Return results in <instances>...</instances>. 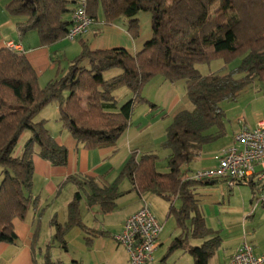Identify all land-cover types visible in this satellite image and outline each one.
Here are the masks:
<instances>
[{"label":"trees","instance_id":"16d2710c","mask_svg":"<svg viewBox=\"0 0 264 264\" xmlns=\"http://www.w3.org/2000/svg\"><path fill=\"white\" fill-rule=\"evenodd\" d=\"M86 12L97 19L102 11L103 22L111 24L127 19L131 38L139 35L137 14L146 11L151 16V36L143 47L130 53L123 47L91 49L80 40L81 51L70 61L67 70L43 87L27 57L7 46L0 47V242L15 244L17 234L13 219H23L36 198L31 197L34 164L33 148L40 158L54 166H65L68 151L58 144L45 127L36 121L39 111L50 102H57L62 126L87 148L113 147L130 123L134 107L148 102L141 96L142 87L156 76L169 82L183 81L192 110L178 111L165 129L164 148L170 150L167 171L157 169L155 153L138 154L132 150L116 179L98 184L93 176L69 175L66 182L77 190L67 204V220H50L54 228L52 239L65 249L64 235L73 226L83 224L79 203L86 192L88 207L97 204L102 214L116 208L115 199L124 192L118 184L126 178L132 190L139 194L153 193L169 202L168 215L175 219L182 234L174 237L158 264L177 249L187 251L194 264H209L219 247L218 233L205 226L197 199L191 189L210 181H197L181 171L201 153L203 144L212 142L225 132V112L222 101H233L240 91L255 79L264 80V0H85ZM74 0H9L6 11L25 17L16 25L19 37L35 30L41 46H49L65 38L71 19L63 16L73 10ZM243 55L240 64L227 73L202 74L197 64L222 60L227 63ZM113 68L120 73L109 78L104 72ZM237 74H240L237 76ZM125 86L132 97L121 105L113 91ZM151 107L156 105L151 104ZM216 127L214 134L204 132ZM22 153L14 155L17 142L24 132ZM99 179H101L99 177ZM250 186L253 183H241ZM178 200L176 207L174 201ZM37 222L35 238L38 235ZM94 235L112 236L109 231L94 230ZM113 237V236H112ZM190 239H204L199 245ZM44 264L53 262L47 253Z\"/></svg>","mask_w":264,"mask_h":264},{"label":"crops","instance_id":"0c3cea01","mask_svg":"<svg viewBox=\"0 0 264 264\" xmlns=\"http://www.w3.org/2000/svg\"><path fill=\"white\" fill-rule=\"evenodd\" d=\"M1 14L5 16L6 21H0V47L6 46L9 42L19 44L23 49L22 53L27 57L32 67L37 72L39 85L43 87L49 80L55 77L56 70L60 62V56L62 54V44H65L66 40L68 39H63L61 43H55L49 46H41L39 44V38L35 30H29L25 33L23 37H19L16 25L20 22H23L25 20V17L5 15L6 13L2 11V9ZM63 19L70 20L71 12L65 14L63 16ZM126 24V18H120L111 24H105L103 22L102 11L101 9H99L97 12V19H95V23L93 24V26L76 40L79 42L80 40L86 42L87 44H89L91 49L123 47L130 53H135L143 47L145 41L151 36V31L147 36L148 38H142L141 36H139L136 39H133L127 32ZM67 44V46L69 47L70 44ZM75 50L79 51L80 46L76 45ZM115 73L119 74L120 70L116 71ZM150 81L152 82L151 86L159 85L162 90H170V88H172V86L176 85L177 83H182L185 86V83L183 81L169 82L168 80H165L162 76L152 78ZM165 95H167V101L170 105V109L173 110V116L180 110L193 109V105L188 100L187 96L186 98L188 100V103L181 104V100L176 97L173 92L167 91ZM146 97L151 98L149 94H146ZM151 99L156 100L155 97ZM58 117V104L57 102L53 101L47 104L39 111V113L35 117V120H44L45 127L48 129L51 137L58 144L63 145L67 148L68 162L65 166H54L48 160L40 158L38 155V147L36 145L34 146L32 160L34 164V173L36 171H39L37 172L38 176H41L40 193L42 195V199L39 200L40 204L37 206L36 210L33 209L31 211L29 209L27 211L25 218L13 219L14 230L18 238L15 244L0 242V264H44V245L46 242H52V235L54 232V228L51 226L50 220L58 212V206H54V202H60V213L58 215V219L59 222L63 224L67 220V204L71 200L73 193L77 190V187L73 183L65 181L66 178L69 175H74L78 177L93 176L98 179V184H102L103 181L111 183L116 179L113 177H115L117 172L121 170L124 162L129 157L128 155L122 160L118 159L117 156L114 154V146L102 148L85 147L83 143L77 142L70 135L68 130L62 126L61 122H58ZM51 120H54L55 123H52V125L49 126ZM229 122L230 121L225 116L224 134L218 137L217 140L215 139V141L213 140L212 142L203 144L200 155L188 164H184L181 167V171L185 173V176L191 175L195 170L213 167L214 165H216L218 162L220 151L232 142L234 134L242 128H250L255 126L258 121L251 125H239L238 123L230 124ZM216 131V127H211L204 133L214 134L216 133ZM55 133L57 134L56 136ZM25 134L26 137L23 140L21 146H23L24 141L30 136V132L26 131ZM165 150L167 151L165 157L166 161L168 155L170 154V150L168 148H165ZM21 153L22 147L19 149L18 154ZM116 159L120 160L118 164V161H114ZM194 161H196V163H193ZM115 164L117 165L115 166ZM99 177L101 179H99ZM218 181L219 180L215 181V183ZM123 182L121 186L120 183L118 184V191L124 192V194L115 199L116 208L112 212L107 214L100 213L99 206L97 204L88 207L86 204V192H81L82 197L79 203L81 217H84V209L87 210L85 211L88 217L87 223L94 227V229H104L106 231L108 230L109 232L111 231L110 234L113 236L114 233L121 230L122 224L129 214L136 211L142 205L143 202L149 205L148 198L152 196L153 193L151 194L150 192H146L144 194H139L134 190L127 192L130 190L131 184L129 180L126 183L125 180ZM62 184H64V186L60 188ZM213 184H198L191 187L195 198L197 199V204L199 206L200 212L201 209L199 196L203 195L201 193H207L208 190H210L209 188L213 187ZM63 188H66V195L62 198V195H60V189ZM251 193V199L253 197L257 199V189L254 194L253 192ZM51 199H53V204L49 206L47 210L44 211L40 220L36 221L37 216H39V210L43 207L44 204L48 203ZM156 199L160 202L164 200L159 196L158 198L156 197ZM173 203L176 206L179 205L178 200H175ZM254 205H256V202ZM171 216L172 215H168V211H165L163 214L164 222H166L170 218L172 219L173 216ZM100 217L101 220H99ZM37 222H39V233L37 235L38 238H35ZM161 225L163 227V223ZM181 234L182 230L176 225L172 228L171 232H169L165 243L163 241L164 237L159 235L158 247L154 252V261L152 264L159 263L171 240ZM112 236L110 238H105L102 236L93 235L92 237L94 238L92 239V248L96 246V248H94L96 251L103 252L105 256V258L103 259L105 264H127V253L125 249L121 245H119L113 239ZM203 240L204 239H190V243L194 245H199L203 242ZM238 245L239 242H235L233 244V247L229 248L228 250H225L224 252H221L220 248H217L214 255L211 257L209 264H227ZM254 252L257 254L263 253L264 248H260L258 250L254 249ZM50 259L53 262L63 264L58 259H55L53 256H51ZM89 262L91 264H99L97 262ZM164 264H194V262L193 257L187 251L183 249H177L167 257Z\"/></svg>","mask_w":264,"mask_h":264},{"label":"rangeland","instance_id":"374dc122","mask_svg":"<svg viewBox=\"0 0 264 264\" xmlns=\"http://www.w3.org/2000/svg\"><path fill=\"white\" fill-rule=\"evenodd\" d=\"M7 2L8 0H0L1 22L6 21L5 16L1 14V9L6 13L5 15H10L5 9ZM137 17L139 21V35L137 37H147L151 31L150 13L146 11H140L137 14ZM63 39L55 43H61ZM67 43L70 44L69 47L67 46ZM76 45L80 46L79 51L75 50ZM62 46V54L60 56V62L58 66L60 74H63L67 70L70 61L81 51V44L76 39L75 41L66 40L65 44H62ZM242 57L243 55L235 57L227 63L216 59L210 63L197 64V68L202 74H224L237 67L240 64ZM119 70L120 69L117 68L107 70L104 72V76L108 78L115 75V72ZM239 75L240 74H237V76ZM151 83L152 82L149 81L142 87L140 94L142 97L147 99L148 102L138 103L134 107L128 129L117 139L115 143L114 154L118 159L122 160L126 156L130 155L132 150H137L138 154L153 152L157 155V169L159 171H166L165 157L167 151L162 146V142L164 141L165 128L172 121L173 110L170 109V105L167 101V95L165 94L167 91L173 92L174 95L181 100V104L188 103V100L186 98L185 86L182 83H177L176 85L172 86L170 90H162L159 85L151 86ZM146 94H149L151 98L155 97L156 100L146 97ZM113 95L118 105H121L123 102L132 97L131 91L125 86H119L116 88L113 91ZM150 103L156 105V107H151ZM221 107L225 112L226 118L230 121V124L238 123L239 125H251L259 120H264V80L255 79L251 84L247 85L240 91L235 101H223L221 103ZM52 123H55V121L51 120L49 126H51ZM25 133L17 142L13 152L14 155H17L19 149L22 147V142L26 137ZM56 135L57 134L55 133V136ZM120 160L116 159L114 161H118V164ZM193 163H196V161ZM117 164H115V166ZM37 172L39 171H36L33 174V185L30 193L32 198L37 199V204L31 205L29 207L31 211L33 209L36 210L37 206L40 204L39 200L42 199V195L40 193L41 176H38ZM118 174L119 171L113 178H116ZM124 180L125 183L128 181L126 178L122 179L120 186ZM64 184H62L60 188H62ZM212 186L213 187H210V190H208L207 193H201L203 195L199 196V199L200 209L205 220V226L216 231L220 237L218 249L220 248V251L224 252L225 250L233 247L235 242L241 243L243 239H246L250 244H252L255 250L264 248V205L257 203V199L254 197L251 199L252 191L250 186L247 184H240L234 185L230 189L221 180ZM66 188L60 189V195H62V198L66 195ZM156 197L158 198V196L152 194V196L148 198L149 207L159 222L161 224L163 223L160 235L164 237L163 241L165 243L169 232H171L172 228L176 226V222L172 216V219L170 218L164 222L163 214L165 211H168L169 202H166L162 199L160 202L156 199ZM52 200L53 199L44 204L39 210V216H37L36 221L40 220L44 211L53 204ZM255 202L256 205H254ZM59 205L60 202H54V206H58V212L55 215L57 221H59ZM85 211L87 210L84 209V217L82 216V222L88 229L85 230L79 226L71 227L64 235V239L66 241L65 249L60 245L59 242L52 239V242L45 243L43 254L47 253L50 258L53 256L63 264H91L89 261L105 264L103 260L105 258L103 252L96 251L94 249L96 246L92 248V239L94 238L92 237L94 235L92 231L106 230L94 229V227L89 225L87 223L88 217ZM99 220H101V217ZM102 237L110 238L111 236L105 235Z\"/></svg>","mask_w":264,"mask_h":264},{"label":"built area","instance_id":"2783aa9c","mask_svg":"<svg viewBox=\"0 0 264 264\" xmlns=\"http://www.w3.org/2000/svg\"><path fill=\"white\" fill-rule=\"evenodd\" d=\"M95 19L86 12L85 0H74L71 24L65 34L68 40H75L88 31ZM7 47L22 52L19 44L7 43ZM190 178L197 181H224L228 188L241 183H253L257 189V203L264 205V120L255 126L238 130L232 142L224 147L213 167L195 170ZM162 230L147 203L129 214L120 231L113 239L127 253V264H152ZM227 264H264V252L255 253L252 244L243 239Z\"/></svg>","mask_w":264,"mask_h":264},{"label":"water","instance_id":"95a60500","mask_svg":"<svg viewBox=\"0 0 264 264\" xmlns=\"http://www.w3.org/2000/svg\"><path fill=\"white\" fill-rule=\"evenodd\" d=\"M210 183H211V184L215 183V180H211Z\"/></svg>","mask_w":264,"mask_h":264}]
</instances>
